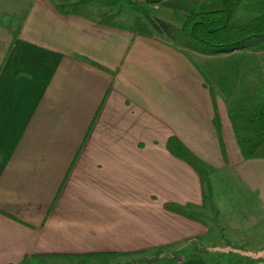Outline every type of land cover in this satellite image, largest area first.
I'll return each mask as SVG.
<instances>
[{"label": "crops", "instance_id": "1", "mask_svg": "<svg viewBox=\"0 0 264 264\" xmlns=\"http://www.w3.org/2000/svg\"><path fill=\"white\" fill-rule=\"evenodd\" d=\"M61 4L0 0V264L137 252L156 264H219L221 253L264 264V158H244L231 121L220 136L229 101L221 73L205 75L225 58ZM172 137L205 163L209 204Z\"/></svg>", "mask_w": 264, "mask_h": 264}, {"label": "trees", "instance_id": "2", "mask_svg": "<svg viewBox=\"0 0 264 264\" xmlns=\"http://www.w3.org/2000/svg\"><path fill=\"white\" fill-rule=\"evenodd\" d=\"M222 7L211 9L206 3L192 0H76L58 5L62 13L76 14L92 21L120 28H127L143 36H153L154 32L165 36L174 44L203 54L215 55L264 45V11L257 14L240 15V8L248 0H220ZM264 9V0L261 1ZM128 10L140 15L131 25L118 21V17ZM206 85L209 82L206 79ZM214 103L216 95L212 91ZM217 107V104H216ZM231 121L240 151L246 159L264 158V99L250 103H240L230 110ZM221 136L222 123L219 115L214 119ZM169 149L187 161L208 184L206 199L210 198L206 165L197 158L179 139L170 138ZM211 199V198H210ZM169 209L190 214L184 206L167 204ZM206 248L203 251H210ZM143 253H95L80 255H52L55 257L81 259L84 264H112L121 255H142ZM199 257L195 254L190 257ZM188 259V258H185ZM173 261H179L175 258ZM132 259L123 264H138ZM143 264V263H142Z\"/></svg>", "mask_w": 264, "mask_h": 264}, {"label": "rangeland", "instance_id": "3", "mask_svg": "<svg viewBox=\"0 0 264 264\" xmlns=\"http://www.w3.org/2000/svg\"><path fill=\"white\" fill-rule=\"evenodd\" d=\"M60 3H70L72 0H57ZM198 3H206L211 9H218L222 7V3L220 0H192ZM262 0H248L246 3L240 8V15H248V14H257L262 13L264 11L262 5ZM140 14L128 10L126 13L120 15L118 17V21L122 22L126 25H131L135 22V19ZM154 36L163 37L160 34L154 32ZM190 61L192 64L195 63L198 67L200 63L196 57V53L189 50ZM198 56V55H197ZM221 56L225 59H218V57H211V60L206 61V78H211L212 81L215 82V75L220 72V80L219 84H216L217 87H220V94L223 96L224 100H228V105L226 106L227 110H231L236 107L239 103H248L255 102L261 99H264V45L255 46L251 48H245L237 51H233L230 53H221ZM230 56V57H228ZM221 58V57H219ZM209 69V70H208ZM209 72V73H208ZM210 79H207V81ZM211 83V82H210ZM212 84V83H211ZM234 98H233V97ZM238 101H235V100ZM231 101V102H230ZM222 106V105H221ZM222 108V118L221 122L223 124L224 129L228 126V122H230L229 116L227 117L223 106ZM207 170V168H206ZM208 182L210 184V179L207 177ZM227 184V183H226ZM204 186L206 188L205 191V203L209 204L212 200V192L210 191V198L206 199V194H209L207 190L208 184L204 182ZM225 188V185H224ZM220 189L222 187L220 186ZM213 252L205 251L208 253ZM127 254V253H125ZM142 255H121L112 260V264H123L126 261L132 259H139ZM219 264H224V262L228 261V264L234 257L237 256H228L224 253H221L219 256ZM256 260H254L251 264H256ZM92 263H96V261H92ZM233 261L230 263L232 264ZM29 264H84L81 259H73L70 260L68 258H55V257H45L36 259L35 261L30 262ZM138 264H142L139 262ZM227 264V263H226Z\"/></svg>", "mask_w": 264, "mask_h": 264}, {"label": "water", "instance_id": "4", "mask_svg": "<svg viewBox=\"0 0 264 264\" xmlns=\"http://www.w3.org/2000/svg\"><path fill=\"white\" fill-rule=\"evenodd\" d=\"M139 260L143 264H156V263L159 262L160 258H159V256H147V255H144V256H141L139 258Z\"/></svg>", "mask_w": 264, "mask_h": 264}]
</instances>
